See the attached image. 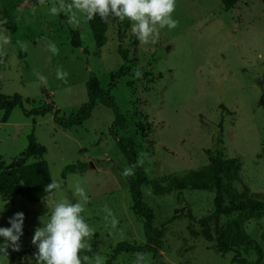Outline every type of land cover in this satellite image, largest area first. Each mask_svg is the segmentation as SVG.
I'll list each match as a JSON object with an SVG mask.
<instances>
[{
    "label": "rangeland",
    "instance_id": "obj_1",
    "mask_svg": "<svg viewBox=\"0 0 264 264\" xmlns=\"http://www.w3.org/2000/svg\"><path fill=\"white\" fill-rule=\"evenodd\" d=\"M58 4L0 0V33L10 40L3 45L0 94L20 96L28 111L54 106L38 117H27L16 107L6 123L0 110V163L4 170L14 168L33 135L45 153L25 164L45 161L51 179L60 185L35 204L22 197L0 198V227H10L9 218L17 212L25 217L20 250L9 246L0 264H36L35 229L43 226L41 218L49 220L57 202H78L73 193L77 185L88 197L82 215L94 229L80 256L88 255L92 264L96 254L104 264L120 242L150 251L121 253L110 264H133L136 253L147 254L148 264H237L234 252L219 253L215 247L216 225L224 229L230 222L262 250L259 255L241 246L240 256L248 264H264V210L255 217L234 213L216 220L211 192L186 189L155 196L152 191L153 184L166 186L170 177L201 170L221 154L237 160L230 181L235 192L247 187L264 196V0H241L228 12L220 0H176L173 18L179 24L161 29L155 44L135 41L132 22L127 29L120 27L123 39L118 38L119 24L111 19L102 48L95 46L84 14L73 9L79 23L70 24L65 13L50 12ZM72 30L79 32L80 48L71 45ZM119 48L127 50L126 61ZM58 68L69 74L67 83L56 78ZM91 76L110 91L126 118L125 128L114 126V134L131 137L138 160H143L149 184L140 189L142 199L153 211V229L162 232L161 238H148L144 218L133 209L120 171L131 167L134 175L135 169L109 131L112 109L98 102L89 119L68 129L54 121L55 110L67 119L87 102L85 84ZM79 164L86 168L65 171ZM105 205L118 220L115 227L110 217L105 219ZM4 243L0 237V245Z\"/></svg>",
    "mask_w": 264,
    "mask_h": 264
},
{
    "label": "trees",
    "instance_id": "obj_2",
    "mask_svg": "<svg viewBox=\"0 0 264 264\" xmlns=\"http://www.w3.org/2000/svg\"><path fill=\"white\" fill-rule=\"evenodd\" d=\"M57 2V0H54ZM223 10L225 12L233 9L241 0H220ZM61 16V13H59ZM62 17V16H61ZM119 24L117 36L123 39V33L120 27L129 28L131 21L124 19L123 21L115 18ZM87 20V24L92 33L95 46L102 48L107 43V31L110 23L103 21L98 15L92 19ZM137 41V37L134 39ZM71 45L74 48H80L82 43L79 37V32L71 31ZM118 52L123 61L128 58V52L125 49L119 48ZM123 74V68L118 70V75ZM87 102L82 105L79 110L71 117L65 119L58 116V110H55L54 121L61 127L68 129L73 126H80L85 120L89 119L93 109L99 102L104 106L112 109L115 119L109 131L116 139V143L122 154L126 157L130 166L134 167L135 174L123 177L128 184L130 198L133 204V209L142 215L145 220L144 231L148 238H161L162 232L153 229V211L143 201L141 194V187L149 184L145 167L137 158L135 146L131 137L116 138L113 127L125 128L126 118L119 112L118 107L110 95V91L103 90L99 80L95 76H91L86 84ZM20 96L12 97L0 94V110L3 111L1 122L6 123L9 119L10 113L16 107L23 110L27 117L42 116L54 110L52 104H47L41 108L26 110ZM45 149L40 147L33 135L28 138V146L22 153L20 158L16 161L15 167L4 170L3 164L0 163V198L10 199L14 197H22L29 203L35 204L44 201L51 193L45 192V186L52 182L48 165L45 161L40 160L34 163L25 164V161L33 157H42ZM236 158H224L218 154L211 158L209 164L201 170L190 171L184 176L169 178L166 186H161L157 183L153 184L152 191L155 196H161L173 190H193V191H207L214 194L213 217L218 220L219 216H230L234 213L245 214L248 217H255L259 212L264 210V196L257 193H252L245 187L241 193H237L231 187L230 181L235 178ZM86 166L83 164L67 166L65 171L83 170ZM124 170V169H123ZM123 170L120 172L123 173ZM65 176V173L63 174ZM227 179L228 182L224 180ZM261 240L264 243V230L261 234ZM215 247L219 253L234 252L235 256L232 258L233 263L248 264L247 260L240 256L238 247L244 246L252 248L257 254H261L260 246L254 240L250 239L245 232L238 228L236 222H230L226 228H221L216 225L215 230ZM150 247H136L126 242L118 243L113 249L112 256L104 262L110 264L115 257L121 253L129 252H148ZM3 251L0 250V255ZM15 259V258H14Z\"/></svg>",
    "mask_w": 264,
    "mask_h": 264
},
{
    "label": "clouds",
    "instance_id": "obj_3",
    "mask_svg": "<svg viewBox=\"0 0 264 264\" xmlns=\"http://www.w3.org/2000/svg\"><path fill=\"white\" fill-rule=\"evenodd\" d=\"M41 4L44 0H39ZM176 8V0H59L58 6H52L50 12L58 15L63 12L68 15L70 24H78L79 20L73 9L83 13L88 20L94 19L97 15L106 23H110V18L123 21L129 19L132 22V33L142 44L157 42L160 30L167 27L169 30L175 29L179 21L173 18ZM6 22V21H5ZM10 43L7 36L0 33V62L6 53L3 45ZM53 53L58 54V48L54 44L49 45ZM42 83H47V78L42 74H37ZM68 73L62 68H58L56 78L67 83ZM137 76L141 73L137 71ZM143 163V160L140 161ZM125 177L133 174V168L128 167L122 173ZM60 185L52 179V182L45 186V192L51 193L58 189ZM74 196L78 202L73 203L68 199H63L50 209L51 216L47 222L41 218L42 227H37L34 231L32 244L38 249L34 253L36 264H92V258L88 255L80 256L82 249L86 247L83 241L86 237L94 234V229L86 222L82 215L88 197L85 189L77 185L74 189ZM107 214L105 219L111 218L113 227L118 220L111 209L104 206ZM24 213L17 212L9 218L10 227H0V237L5 238V243L0 245V250L7 253V248L12 247L13 251H19V240L23 235ZM91 251V247H87ZM133 264H148L149 257L145 253H136ZM95 264H103L99 254H96Z\"/></svg>",
    "mask_w": 264,
    "mask_h": 264
}]
</instances>
